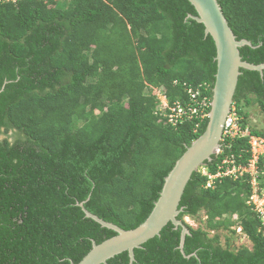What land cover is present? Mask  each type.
I'll use <instances>...</instances> for the list:
<instances>
[{
    "label": "trees",
    "instance_id": "1",
    "mask_svg": "<svg viewBox=\"0 0 264 264\" xmlns=\"http://www.w3.org/2000/svg\"><path fill=\"white\" fill-rule=\"evenodd\" d=\"M218 2L236 38L252 44L239 48L242 59L263 63L264 0ZM189 14L197 12L188 0H0V264H77L93 241L116 234L79 202L123 229L148 217L208 122L216 47ZM240 71L234 102L248 123L252 103L264 113V70ZM189 90L199 91L195 101ZM175 103L203 112L172 124ZM247 148L236 138L204 167L214 173L231 155L244 163ZM207 179L194 172L179 204L182 221L206 216L205 228L186 224L191 256L168 222L131 264H264L249 184ZM234 223L251 247L221 245L218 231ZM106 264H130L128 252Z\"/></svg>",
    "mask_w": 264,
    "mask_h": 264
},
{
    "label": "water",
    "instance_id": "2",
    "mask_svg": "<svg viewBox=\"0 0 264 264\" xmlns=\"http://www.w3.org/2000/svg\"><path fill=\"white\" fill-rule=\"evenodd\" d=\"M188 1L197 12V15L189 14L188 17L204 25L205 34L212 37L216 47V73L206 128L175 161L165 176L152 211L138 226L123 229L91 213L84 207V202L78 203L86 217L92 218L103 227L114 230L116 234L99 243L93 241L91 249L77 264H106L109 258L123 251L128 252L131 264L134 260V249L159 235L168 222H171L174 228L181 227L178 248L185 257L191 256V254H185L183 250L185 236L189 234V229L184 221L177 218L182 211L179 204L185 187L192 174L207 161H211L212 156L220 150L222 127L234 101L238 77L241 74L240 68L258 71L263 75L264 62L253 64L242 59L239 48L252 44L247 39L236 38L218 0ZM235 249L234 247L233 250Z\"/></svg>",
    "mask_w": 264,
    "mask_h": 264
},
{
    "label": "built area",
    "instance_id": "3",
    "mask_svg": "<svg viewBox=\"0 0 264 264\" xmlns=\"http://www.w3.org/2000/svg\"><path fill=\"white\" fill-rule=\"evenodd\" d=\"M189 91L195 101L196 96L200 94L199 91ZM157 95L161 106L168 105L164 94L158 91ZM203 99L205 100L207 97L205 96ZM169 109L171 112L168 116L172 124H176L183 118H192L194 114L203 112V109L199 106L190 105L184 107L179 103L169 106ZM241 137L247 138L248 148L246 152L248 153V158L246 162H237L232 155L231 157H224L218 164L216 171L207 174L206 187L214 186L215 181L223 177H229L233 181L248 183L251 190L247 203L252 205L253 209L259 213L264 232V135L253 134L247 127H243L241 116L237 112L236 107L232 106L224 121L221 141L227 147L230 146L234 139Z\"/></svg>",
    "mask_w": 264,
    "mask_h": 264
},
{
    "label": "rangeland",
    "instance_id": "4",
    "mask_svg": "<svg viewBox=\"0 0 264 264\" xmlns=\"http://www.w3.org/2000/svg\"><path fill=\"white\" fill-rule=\"evenodd\" d=\"M247 111L248 114L250 115L249 116L250 127L258 130H264V113L259 109L258 105L256 103H252L250 107L247 108ZM198 169L202 172L204 171V173L206 172V168L204 166L199 167ZM205 219L206 216L203 211L200 212L199 215L196 217H190V216L183 217V221L194 228L199 226L205 228V223H206ZM236 219L237 218L233 216L231 220H236ZM208 231L210 235L216 232L214 230H208ZM218 233H220L221 245L225 244L226 239H229V241L234 245L235 248L240 245H244L247 247H251L252 245L250 240L246 237L245 233L241 230L240 227H238L237 223L231 225L229 229L219 230Z\"/></svg>",
    "mask_w": 264,
    "mask_h": 264
},
{
    "label": "clouds",
    "instance_id": "5",
    "mask_svg": "<svg viewBox=\"0 0 264 264\" xmlns=\"http://www.w3.org/2000/svg\"><path fill=\"white\" fill-rule=\"evenodd\" d=\"M212 97V96H211ZM168 102V101H167ZM210 102H211V99H210ZM210 102H209V109H210ZM232 106H235L236 107V109H237V106H236V104H235V102L233 101V103H232V105H231V107ZM185 107V106H184ZM187 107V106H186ZM230 107V108H231ZM230 111V110H229ZM237 112H238V110H237ZM229 113V112H228ZM227 113V114H228ZM239 113V112H238ZM208 114V113H207ZM206 114V115H207ZM240 116H241V119H242V126L243 127H247L249 130H250V132H251V127H250V124H249V114H248V117H247V122L248 123H244V117L241 115V114H239ZM227 116V115H226ZM226 118V117H225ZM225 121V120H224ZM224 125V124H223ZM222 129H223V127H222ZM252 133V132H251ZM254 134V133H253ZM221 137H222V133H221ZM241 138H245V137H241ZM220 142H221V147H220V150H219V152L217 153V154H215V155H218L221 151H222V147L224 146L223 145V143H222V141L220 140ZM246 143H247V138H246ZM201 167H203V166H201ZM203 173H204V171H203ZM205 173H211V172H207V169H206V172ZM218 180V179H217ZM259 214V213H258ZM261 221H262V219H261ZM238 227H240L241 228V226L240 225H238ZM263 230V229H262Z\"/></svg>",
    "mask_w": 264,
    "mask_h": 264
}]
</instances>
